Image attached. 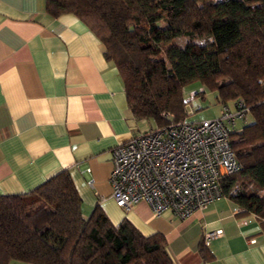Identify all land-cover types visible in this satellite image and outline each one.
I'll return each instance as SVG.
<instances>
[{"label":"trees","instance_id":"trees-1","mask_svg":"<svg viewBox=\"0 0 264 264\" xmlns=\"http://www.w3.org/2000/svg\"><path fill=\"white\" fill-rule=\"evenodd\" d=\"M45 1L96 34L135 118L184 119L194 82L215 91L220 112L242 100L246 120L231 131L240 168L221 177V196L264 220V0ZM81 202L67 169L0 195V264H175L161 234L114 225L98 205L84 216Z\"/></svg>","mask_w":264,"mask_h":264},{"label":"crops","instance_id":"crops-1","mask_svg":"<svg viewBox=\"0 0 264 264\" xmlns=\"http://www.w3.org/2000/svg\"><path fill=\"white\" fill-rule=\"evenodd\" d=\"M103 52L75 14L52 16L45 0H0V195L27 193L67 169L84 216L98 205L114 225L161 234L175 264H264V220L226 196L185 220L155 215L144 201L116 204L112 150L151 127L140 130Z\"/></svg>","mask_w":264,"mask_h":264},{"label":"built area","instance_id":"built-area-1","mask_svg":"<svg viewBox=\"0 0 264 264\" xmlns=\"http://www.w3.org/2000/svg\"><path fill=\"white\" fill-rule=\"evenodd\" d=\"M246 111L238 99L222 104L218 117L169 121L113 148L109 181L116 204L129 209L144 201L155 215L171 211L185 220L220 197L221 177L240 168L231 131L245 122ZM220 233L206 231L204 238L208 242Z\"/></svg>","mask_w":264,"mask_h":264},{"label":"rangeland","instance_id":"rangeland-1","mask_svg":"<svg viewBox=\"0 0 264 264\" xmlns=\"http://www.w3.org/2000/svg\"><path fill=\"white\" fill-rule=\"evenodd\" d=\"M178 41H181L179 39ZM185 98L188 100L186 110L187 121H198L203 119H212L219 116L220 108L216 98L215 91L205 88L202 84L194 82L184 88ZM232 106V104H230ZM247 119L251 120L250 113ZM140 130L158 127L159 124L154 119L144 118L138 122ZM13 264H23V262L15 261ZM26 264V263H25Z\"/></svg>","mask_w":264,"mask_h":264}]
</instances>
